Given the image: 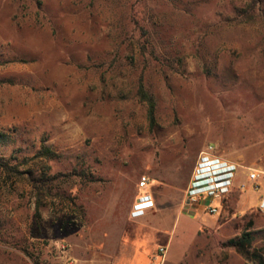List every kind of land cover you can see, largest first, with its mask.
<instances>
[{"label":"rangeland","instance_id":"1","mask_svg":"<svg viewBox=\"0 0 264 264\" xmlns=\"http://www.w3.org/2000/svg\"><path fill=\"white\" fill-rule=\"evenodd\" d=\"M209 144L240 164L217 215L183 201ZM0 162V264H87L151 191L167 238L117 264H258L230 241L264 257V0H0Z\"/></svg>","mask_w":264,"mask_h":264},{"label":"built area","instance_id":"2","mask_svg":"<svg viewBox=\"0 0 264 264\" xmlns=\"http://www.w3.org/2000/svg\"><path fill=\"white\" fill-rule=\"evenodd\" d=\"M240 164L221 156L214 144H209L200 151L193 168L189 184L185 192V205L198 204L207 200V211L211 215L220 214V210L212 202L220 200L222 204L231 197L235 190V178L239 172ZM247 179L254 189L261 188L264 182V170L245 167ZM150 184V179L142 176L139 181V189L145 190ZM243 188L246 186L243 185ZM155 207L151 193H145L137 197L132 211V218H140ZM223 209V208H222ZM258 211L264 215V192L259 201ZM168 254V246L160 247L158 255L150 264H164Z\"/></svg>","mask_w":264,"mask_h":264},{"label":"crops","instance_id":"3","mask_svg":"<svg viewBox=\"0 0 264 264\" xmlns=\"http://www.w3.org/2000/svg\"><path fill=\"white\" fill-rule=\"evenodd\" d=\"M189 181H190V179H189ZM185 192H186V190H185ZM185 192H184L183 201L185 200ZM149 193H151L153 196V191H151ZM153 200H154V204H155V199L153 198ZM135 201H136V199H135ZM155 208H156V206L154 208L150 209L146 213L145 216L140 217V218H132L131 214H130L129 229L128 230L122 229V231L119 232L120 234H118V237L116 238L115 248L113 249V251H109L107 249V245L109 244L110 240L113 237L112 233L111 234L108 233V234H106L105 238L102 240V242H101L102 245L99 246L98 250L94 254H90V256L87 255L86 263L91 264V263H94L95 261H97L98 264H117V262H118L117 259L119 258V256H122L124 253L131 252V244H130L131 242L130 241L132 240V238L133 237L136 238L138 235L143 234L144 232L151 233V231H152L153 235L156 238H159L160 240L165 238L164 240H166L167 234L163 232V230H164L163 227L161 225H159V224H161V222L155 221L153 219V217H154L153 211Z\"/></svg>","mask_w":264,"mask_h":264},{"label":"trees","instance_id":"4","mask_svg":"<svg viewBox=\"0 0 264 264\" xmlns=\"http://www.w3.org/2000/svg\"><path fill=\"white\" fill-rule=\"evenodd\" d=\"M255 2L257 0H254ZM259 1V0H258ZM254 6H251V10H248L246 12L243 13L242 18H238L237 22L238 23H242L245 21V18L247 19L249 17V12L253 11ZM140 96L141 98L148 104V113H149V118L152 122H154L155 120V110H156V104L154 99L147 93V91L144 89V86L141 85L140 87ZM53 155V152L51 149L44 147L42 150V153L38 154L36 157L40 158V157H50ZM0 168L8 170V171H12L14 173H16L17 175L23 176L24 174L22 172L19 171L18 167H11L8 166L7 164L0 162ZM34 184H37V180L33 177L30 176L29 178ZM41 205V200L38 201V207H40ZM230 244L232 246H234L241 254H243L244 256H252L254 257L255 260L258 261V264H264V257L263 255L259 252V251H254L253 253L250 252L249 247L251 245V240L250 238L243 236L241 238V240H232L230 241Z\"/></svg>","mask_w":264,"mask_h":264}]
</instances>
